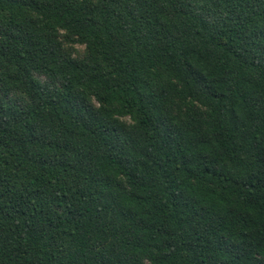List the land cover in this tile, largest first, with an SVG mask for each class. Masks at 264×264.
<instances>
[{"label": "trees", "instance_id": "1", "mask_svg": "<svg viewBox=\"0 0 264 264\" xmlns=\"http://www.w3.org/2000/svg\"><path fill=\"white\" fill-rule=\"evenodd\" d=\"M0 264H264V0H0Z\"/></svg>", "mask_w": 264, "mask_h": 264}, {"label": "rangeland", "instance_id": "2", "mask_svg": "<svg viewBox=\"0 0 264 264\" xmlns=\"http://www.w3.org/2000/svg\"><path fill=\"white\" fill-rule=\"evenodd\" d=\"M81 50H83V48H81Z\"/></svg>", "mask_w": 264, "mask_h": 264}]
</instances>
